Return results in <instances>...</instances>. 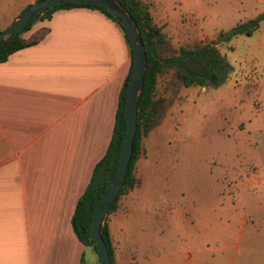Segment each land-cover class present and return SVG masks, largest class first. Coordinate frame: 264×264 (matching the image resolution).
I'll return each instance as SVG.
<instances>
[{"label":"crops","instance_id":"obj_1","mask_svg":"<svg viewBox=\"0 0 264 264\" xmlns=\"http://www.w3.org/2000/svg\"><path fill=\"white\" fill-rule=\"evenodd\" d=\"M32 1L0 0V28ZM34 25L48 28L43 39L0 62V264H83L86 249L95 251L77 240L70 217L109 142L130 48L97 9H56ZM142 144L138 183L104 216L114 264L129 221L149 215ZM214 247L226 249L225 264H264V246Z\"/></svg>","mask_w":264,"mask_h":264},{"label":"rangeland","instance_id":"obj_2","mask_svg":"<svg viewBox=\"0 0 264 264\" xmlns=\"http://www.w3.org/2000/svg\"><path fill=\"white\" fill-rule=\"evenodd\" d=\"M144 1L174 48L216 42L230 68L215 86L182 87L143 138L149 215L129 221L120 264H225L214 246H264V18L250 35H217L264 14V0Z\"/></svg>","mask_w":264,"mask_h":264},{"label":"trees","instance_id":"obj_3","mask_svg":"<svg viewBox=\"0 0 264 264\" xmlns=\"http://www.w3.org/2000/svg\"><path fill=\"white\" fill-rule=\"evenodd\" d=\"M118 1L135 21L143 43L146 65L136 106L135 132L130 157L118 194L108 207L107 213L113 210L116 200L121 194L126 193L138 183L135 176V163L145 151L142 139L162 122L167 109L179 98L181 88L215 86L230 68L225 55L219 50L216 42L198 41L191 45L174 48L162 26L154 22L146 2L142 0ZM75 6L100 11L117 25L129 46L128 38L121 24L100 6L90 3H63L44 8L22 30L9 34L0 42V62L4 61L12 52L34 45L43 39L48 28L40 25L31 31L35 23L48 20L56 9ZM262 18H264V14L239 22L227 31H220L217 39L221 42L229 40L231 36L236 34L250 35L257 29L258 22ZM131 71L130 58L127 72L118 91L109 142L104 154L94 164L90 179L76 200L70 217L71 228L77 240L93 250V241L88 235V222L96 202L105 189L107 180L117 167L125 125L124 94ZM159 86L160 88H158ZM99 233L107 248L110 264H114L104 217L99 227Z\"/></svg>","mask_w":264,"mask_h":264},{"label":"water","instance_id":"obj_4","mask_svg":"<svg viewBox=\"0 0 264 264\" xmlns=\"http://www.w3.org/2000/svg\"><path fill=\"white\" fill-rule=\"evenodd\" d=\"M63 3H90L100 6L118 20L129 41L132 71L124 94L123 114L125 125L123 142L116 170L107 180L105 189L96 202L88 222V235L93 241L98 264H110L107 248L99 233V227L103 217L107 213L108 207L118 194L130 157L135 132L136 106L142 87L146 57L135 21L118 0H34L26 5L9 25L0 30V42L9 34L22 30L44 8Z\"/></svg>","mask_w":264,"mask_h":264}]
</instances>
